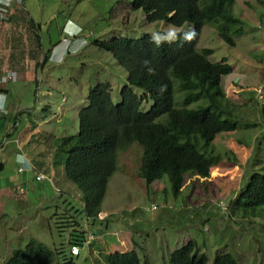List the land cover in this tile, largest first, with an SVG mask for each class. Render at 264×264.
Listing matches in <instances>:
<instances>
[{
	"label": "rangeland",
	"instance_id": "374dc122",
	"mask_svg": "<svg viewBox=\"0 0 264 264\" xmlns=\"http://www.w3.org/2000/svg\"><path fill=\"white\" fill-rule=\"evenodd\" d=\"M235 1L239 20L205 21L196 46L212 51L211 62L225 59L232 67V73L221 79L224 100L219 101L223 111L231 113L218 116L238 124L236 131L220 133L206 151L199 149L211 161L209 178L188 173L179 196L173 194L168 176L147 186L138 176L142 148L132 144L119 153L118 169L108 182L99 215L107 227L94 224L90 229L94 240L79 248L77 264H106L107 254L133 250L140 264H169V254L189 240L206 256V264H213L215 255L222 253L238 264H264V219L251 218L253 224L246 225L250 220L233 208L237 191L249 177L264 173V0ZM24 4L29 17L19 28L26 26L28 31L16 36L20 39L14 36L7 47L0 36V78L14 74L0 81V264L34 240L51 250L61 244L68 250L74 219H66L60 211L56 215L54 206L62 194L73 216L80 209L79 191L64 176L66 152L58 139L77 134L78 111L87 104L90 88L109 83L116 104L126 78L125 70L94 41L137 39L168 26L147 23L141 10L130 8V0H25ZM71 22L81 29L78 35L65 32L77 29ZM219 34L229 36L234 46ZM30 50L32 59L27 56ZM19 51L25 56L17 59L14 69L9 57ZM46 54L49 58L44 60ZM169 76L176 87L179 82L171 72ZM191 90V86L186 92L178 88L176 98L182 102ZM204 105L203 100L196 103ZM17 153L41 165L31 170L23 160L16 161ZM37 173L50 181L36 180ZM226 209L232 210L228 218ZM260 212L264 206L248 214ZM76 221L87 236V222ZM64 254L68 256L67 251Z\"/></svg>",
	"mask_w": 264,
	"mask_h": 264
},
{
	"label": "trees",
	"instance_id": "16d2710c",
	"mask_svg": "<svg viewBox=\"0 0 264 264\" xmlns=\"http://www.w3.org/2000/svg\"><path fill=\"white\" fill-rule=\"evenodd\" d=\"M235 3V0H130V8L141 10L147 23L163 22L177 27L186 25L195 30L196 36L190 42L177 39L160 45L150 42L149 35L137 39L113 37L107 41H94L95 47L109 53L125 70L126 78L116 104L112 102L109 83L98 82L90 88L87 104L78 111L77 134L58 139L66 152L64 176L79 191L80 209L74 210L73 216L71 208L65 207L62 194L57 196L54 206L56 215L60 211L64 212L66 219H74L73 232L66 244L68 250H64L62 244L60 249L51 250L34 240L24 249L14 251L5 264H77L79 248L84 243L92 244L94 240L93 234L92 240L88 239L94 224L98 222L100 228L107 227V220L99 219V215L108 182L118 169L119 153L128 150L134 143L142 148L138 176L147 186L168 176L173 194L179 196L188 173L203 180L209 178L211 161L199 149L206 151V146L219 133L234 132L238 124L233 119L218 116L219 112L231 113L230 110L224 112L219 101L224 100L221 79L232 73V67L225 59L211 62L212 51L198 50L196 46L205 21L222 24L239 20L234 15ZM21 24L14 21L0 24V36L7 41L3 42V47H7L14 36L28 31L26 26L19 28ZM218 36L229 46H234L229 36ZM32 42L35 48V39ZM24 56L22 51L15 56L11 54L9 63L15 69L17 59ZM27 56L34 58L32 51H28ZM145 59L151 61L155 74L147 73L142 67L141 62ZM1 68L2 65L0 71ZM169 72L179 82L176 87ZM161 85L167 86L163 92L160 91ZM189 86L192 90L180 102L176 98L178 88L180 92H186ZM134 89L140 90L141 94ZM202 100L206 105L196 107V103ZM146 106L149 109H145ZM34 164L35 168L41 165L37 161ZM261 206H264V173L254 172L245 187L237 191L233 208L246 215L245 220H250L245 223L247 225L253 224L251 218L264 219L263 212L254 213L251 217L248 214ZM78 214L80 217H77ZM77 218L87 222V236L84 231H79L81 225ZM72 248L78 249L77 255L71 254ZM168 260L169 264L207 263L206 256L198 251L193 240L172 251ZM104 263L140 264V259L133 250L107 254ZM213 264L238 263L230 254L222 253L215 255Z\"/></svg>",
	"mask_w": 264,
	"mask_h": 264
},
{
	"label": "clouds",
	"instance_id": "9594fccd",
	"mask_svg": "<svg viewBox=\"0 0 264 264\" xmlns=\"http://www.w3.org/2000/svg\"><path fill=\"white\" fill-rule=\"evenodd\" d=\"M68 22H70V21L67 20L65 22L63 30L67 27ZM71 23H73V22H71ZM65 32L68 33L69 35L75 36L81 32V29L78 27H77V29H73L72 34L70 32H67V31H65ZM195 36H196L195 30L192 28H188L186 30L184 27H177L175 25H168L165 29H162L160 31H153L152 33H150V42H152L156 45H160L163 42L172 43V42H175L177 39H182L183 42H190L191 40H193L195 38ZM48 58H49V56H48ZM48 58H46V56H45L44 60H47ZM141 63H142V67H144V69L147 71V73L155 74V68L152 66L150 60L145 59ZM166 87H167L166 85H161L160 91L163 92L164 90H166ZM256 94H257V92H256ZM221 133H223V132H221ZM29 166H31V165H29ZM184 185H185V183H184ZM222 205L224 206V204H219L220 207H223ZM224 211H225L226 217L228 218V212H231V210L226 209Z\"/></svg>",
	"mask_w": 264,
	"mask_h": 264
},
{
	"label": "built area",
	"instance_id": "2783aa9c",
	"mask_svg": "<svg viewBox=\"0 0 264 264\" xmlns=\"http://www.w3.org/2000/svg\"><path fill=\"white\" fill-rule=\"evenodd\" d=\"M29 17L23 0H0V24L6 25L7 22L11 23L14 18L16 22H22L23 18ZM14 78V74H7L0 78V81H6L7 79ZM1 149V145H0ZM18 172H23V167L18 168ZM45 177L42 174L36 176V180H43ZM89 239L92 238L91 234H88ZM71 254L77 255L78 249L72 248Z\"/></svg>",
	"mask_w": 264,
	"mask_h": 264
},
{
	"label": "crops",
	"instance_id": "0c3cea01",
	"mask_svg": "<svg viewBox=\"0 0 264 264\" xmlns=\"http://www.w3.org/2000/svg\"><path fill=\"white\" fill-rule=\"evenodd\" d=\"M15 20H16V18L13 19L14 22H16ZM13 21H12V22H13ZM16 38H18V37H16ZM28 62H29V61H28ZM35 64H36V63H35ZM38 155H39V154H38ZM16 156H17V160H16V161H18V160H19V161L23 160V161H24L23 165H31L32 167H34V168H32V169H35V166H34V165H35V164H34L35 161H34V160L31 161L30 157H28L27 155H24V154H19V153H17ZM19 161H18V162H19ZM1 168H2V164L0 163V169H1ZM36 168H38V167H36ZM32 169H31V170H32ZM38 174H41V173H38ZM112 177H113V176H112ZM112 177H111V178H112ZM199 184H201V183H199ZM185 185H186V183H185ZM186 186H187V185H186ZM188 187H189V186H188ZM189 189H190V190H193V187H189ZM54 213L56 214V211H54Z\"/></svg>",
	"mask_w": 264,
	"mask_h": 264
},
{
	"label": "bare ground",
	"instance_id": "6f19581e",
	"mask_svg": "<svg viewBox=\"0 0 264 264\" xmlns=\"http://www.w3.org/2000/svg\"><path fill=\"white\" fill-rule=\"evenodd\" d=\"M92 238H93V237H92ZM92 238H91V239H89V237H88V239H89V240H92Z\"/></svg>",
	"mask_w": 264,
	"mask_h": 264
}]
</instances>
